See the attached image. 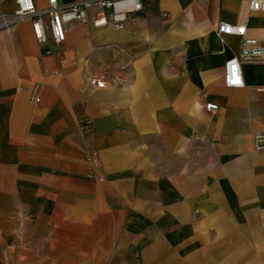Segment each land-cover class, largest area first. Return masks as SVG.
I'll list each match as a JSON object with an SVG mask.
<instances>
[{
	"label": "crops",
	"instance_id": "1",
	"mask_svg": "<svg viewBox=\"0 0 264 264\" xmlns=\"http://www.w3.org/2000/svg\"><path fill=\"white\" fill-rule=\"evenodd\" d=\"M250 1L142 0L124 31L75 24L57 46L29 21L0 32V264H264V64L223 85L243 40L264 47Z\"/></svg>",
	"mask_w": 264,
	"mask_h": 264
},
{
	"label": "built area",
	"instance_id": "2",
	"mask_svg": "<svg viewBox=\"0 0 264 264\" xmlns=\"http://www.w3.org/2000/svg\"><path fill=\"white\" fill-rule=\"evenodd\" d=\"M249 9L251 12H263L264 0H251ZM142 10V0H82L70 4H60L58 0H45L42 7L37 6L35 0H15L13 13L0 14V32L10 31L19 23L29 21L33 36L39 45L44 46L51 41L57 46L66 41L67 34L75 24L90 25L94 30L110 28L124 31ZM218 34L243 38L245 27L221 24L218 27ZM244 63L264 64V47L256 39L243 40L239 55L225 63L223 85L226 88H244L241 68ZM105 82L106 77L103 75L87 79L90 89H103ZM25 92L31 104L39 103L38 86L35 85ZM204 107L208 111L217 110V106L212 103H206ZM77 131L80 139L87 141L93 131L92 120L86 116H78ZM253 142L255 151H264V132L254 133ZM84 159L87 164L100 167L98 152L95 149L88 148ZM97 180L102 181L101 178Z\"/></svg>",
	"mask_w": 264,
	"mask_h": 264
}]
</instances>
